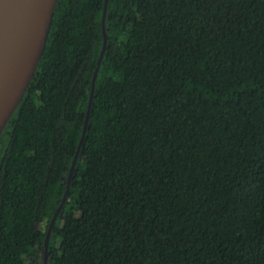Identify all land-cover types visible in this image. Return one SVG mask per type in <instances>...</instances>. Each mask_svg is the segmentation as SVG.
<instances>
[{
	"label": "trees",
	"instance_id": "obj_1",
	"mask_svg": "<svg viewBox=\"0 0 264 264\" xmlns=\"http://www.w3.org/2000/svg\"><path fill=\"white\" fill-rule=\"evenodd\" d=\"M105 0H59L0 139V264H37L67 190ZM50 264H264V0H110Z\"/></svg>",
	"mask_w": 264,
	"mask_h": 264
},
{
	"label": "water",
	"instance_id": "obj_2",
	"mask_svg": "<svg viewBox=\"0 0 264 264\" xmlns=\"http://www.w3.org/2000/svg\"><path fill=\"white\" fill-rule=\"evenodd\" d=\"M58 3L59 0H0V139L9 122L17 113L21 101L37 72L46 49ZM109 3L110 0H105L103 16L104 44L93 77L82 137L68 174L67 190L52 218L46 237L45 258L47 263L52 234L68 201L71 183L76 175L80 155L87 139L95 102L97 80L108 45L106 16Z\"/></svg>",
	"mask_w": 264,
	"mask_h": 264
},
{
	"label": "flooded vegetation",
	"instance_id": "obj_3",
	"mask_svg": "<svg viewBox=\"0 0 264 264\" xmlns=\"http://www.w3.org/2000/svg\"><path fill=\"white\" fill-rule=\"evenodd\" d=\"M55 215V214H54ZM54 217V216H53ZM52 217V218H53ZM52 221V219H51ZM51 221H50V224H51ZM50 224L48 225V227H44L43 232L46 233V237H47V233L49 231V227H50ZM56 227V226H55ZM55 229V228H54ZM54 232V231H53ZM38 263L37 264H50V254L48 252V263L46 262V258H45V244H44V248H43V251H40L39 253V258L37 259Z\"/></svg>",
	"mask_w": 264,
	"mask_h": 264
}]
</instances>
